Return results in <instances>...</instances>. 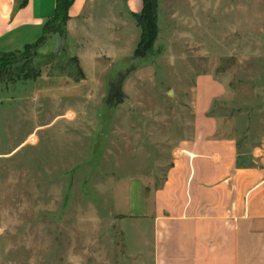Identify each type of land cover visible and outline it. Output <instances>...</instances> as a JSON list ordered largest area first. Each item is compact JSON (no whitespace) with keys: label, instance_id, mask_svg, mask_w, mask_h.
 <instances>
[{"label":"rangeland","instance_id":"1","mask_svg":"<svg viewBox=\"0 0 264 264\" xmlns=\"http://www.w3.org/2000/svg\"><path fill=\"white\" fill-rule=\"evenodd\" d=\"M157 6L144 58L133 56L140 30L123 2L58 54L53 40L0 58V264H151L149 230L130 215L135 188L150 204L163 185L173 149L192 136L203 78L224 88L202 98L217 136L242 152L237 129L249 121L261 136L264 0Z\"/></svg>","mask_w":264,"mask_h":264},{"label":"crops","instance_id":"2","mask_svg":"<svg viewBox=\"0 0 264 264\" xmlns=\"http://www.w3.org/2000/svg\"><path fill=\"white\" fill-rule=\"evenodd\" d=\"M23 1L0 0V54L38 41L54 16L56 0ZM121 2L129 14L141 11L142 0H74L62 43L77 45L102 7L109 14ZM202 80L192 136L173 149L172 168L151 192L150 204L138 184L130 215L142 221L136 230H149L151 264H264V127L256 140L249 121L237 129L247 135L246 152L237 151L234 138H219L217 119L205 116L206 101L212 92L222 96L224 88Z\"/></svg>","mask_w":264,"mask_h":264},{"label":"trees","instance_id":"3","mask_svg":"<svg viewBox=\"0 0 264 264\" xmlns=\"http://www.w3.org/2000/svg\"><path fill=\"white\" fill-rule=\"evenodd\" d=\"M25 1L26 0L23 1V5H25ZM73 2L74 0H56L54 16L44 23L42 37L33 44L25 45L21 49L22 51H17V54H14L13 52L0 54V58H8L13 55L16 56L20 53V55H23L24 52L28 51L37 52L46 38L51 34H57L59 38L64 39L66 35V23L69 19L68 11ZM131 16L135 20L137 28L140 30V38L133 56L134 58H144L152 51L154 43L157 39V0H142L141 11L137 14H131ZM73 61L76 63V60ZM0 63H2V61H0ZM72 69L76 70L77 66L75 65ZM115 105H117V103L113 101L112 97H108L105 100V106L108 109Z\"/></svg>","mask_w":264,"mask_h":264},{"label":"water","instance_id":"4","mask_svg":"<svg viewBox=\"0 0 264 264\" xmlns=\"http://www.w3.org/2000/svg\"><path fill=\"white\" fill-rule=\"evenodd\" d=\"M61 45H62V38H58L55 54H58V52L60 51Z\"/></svg>","mask_w":264,"mask_h":264}]
</instances>
